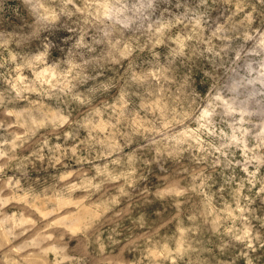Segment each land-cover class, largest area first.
Masks as SVG:
<instances>
[{
  "label": "rangeland",
  "instance_id": "obj_1",
  "mask_svg": "<svg viewBox=\"0 0 264 264\" xmlns=\"http://www.w3.org/2000/svg\"><path fill=\"white\" fill-rule=\"evenodd\" d=\"M0 264H264V0H0Z\"/></svg>",
  "mask_w": 264,
  "mask_h": 264
}]
</instances>
